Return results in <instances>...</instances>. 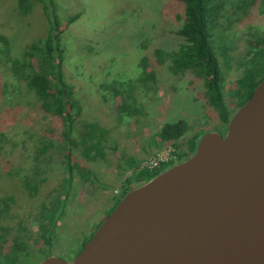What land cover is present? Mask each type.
<instances>
[{"label": "rangeland", "instance_id": "obj_1", "mask_svg": "<svg viewBox=\"0 0 264 264\" xmlns=\"http://www.w3.org/2000/svg\"><path fill=\"white\" fill-rule=\"evenodd\" d=\"M219 2L211 39L232 116L247 94L244 75H264V0ZM186 14L179 0H35L25 13L18 0H0V261L38 263L47 252L73 259L149 157L225 130L203 79L171 59ZM54 20L55 61L74 99L70 146L61 118L45 113L14 71L36 70L24 52L44 45ZM178 120L188 124L183 136L160 140L162 125ZM15 241L25 246L17 255Z\"/></svg>", "mask_w": 264, "mask_h": 264}, {"label": "water", "instance_id": "obj_2", "mask_svg": "<svg viewBox=\"0 0 264 264\" xmlns=\"http://www.w3.org/2000/svg\"><path fill=\"white\" fill-rule=\"evenodd\" d=\"M36 264H264V78L225 134L132 187L73 259Z\"/></svg>", "mask_w": 264, "mask_h": 264}, {"label": "trees", "instance_id": "obj_3", "mask_svg": "<svg viewBox=\"0 0 264 264\" xmlns=\"http://www.w3.org/2000/svg\"><path fill=\"white\" fill-rule=\"evenodd\" d=\"M34 1L35 0H18L19 11L24 13L27 12ZM179 1L184 3L187 17L182 27L177 31V34L182 37V43L180 44L178 51L171 55V59L173 64L181 71L189 70L203 79L205 93L209 104L216 110L222 122L227 125L231 116L225 111L222 103L220 67L211 39L213 29L220 14V2L219 0ZM58 31L57 22L54 20L52 31L50 32L51 35L46 39L44 45H30L25 50V64L28 63V60L31 58L37 60L35 71L28 75L24 74V72L21 71L22 66L20 65H15L14 71L17 76H25L29 89H31L37 97L38 106H40L45 113H50L61 118L65 129L63 132L64 142L66 145L70 146V144L73 143L70 139V132L74 120V116L71 114L70 110L74 105V99L72 97V89L63 80L59 63L55 61L59 54L57 44ZM263 78L264 75L259 79H253L250 70L244 75L242 83L247 86V94L244 102L251 95L253 88ZM187 129V122L184 120H178L163 124L157 134L160 140L176 141L183 136ZM201 135V133H196L188 140V156L195 151L197 141ZM64 157L65 161H70L69 152L66 153ZM186 158L187 156L183 159ZM173 163L174 162L160 163L153 170H148L146 168L139 169L131 179L133 181L135 180V182H137L135 186H138L153 178L159 172L167 169L173 165ZM27 185L32 188L30 183H27ZM131 188L132 187L126 188L121 196L115 200L113 208ZM113 208H111L108 213H110ZM41 235L45 244L51 246V235L45 231H42ZM13 250L15 255H17L19 251L25 250V246L21 242L15 241L13 243ZM49 255H52V253H45L43 258ZM0 264H19V262L17 257L14 256L8 258L6 261H0Z\"/></svg>", "mask_w": 264, "mask_h": 264}, {"label": "built area", "instance_id": "obj_4", "mask_svg": "<svg viewBox=\"0 0 264 264\" xmlns=\"http://www.w3.org/2000/svg\"><path fill=\"white\" fill-rule=\"evenodd\" d=\"M176 155L173 153L171 148L166 152L156 153L155 155L149 157L140 167V169L146 168L148 170L155 169L160 163H170L173 162Z\"/></svg>", "mask_w": 264, "mask_h": 264}, {"label": "flooded vegetation", "instance_id": "obj_5", "mask_svg": "<svg viewBox=\"0 0 264 264\" xmlns=\"http://www.w3.org/2000/svg\"><path fill=\"white\" fill-rule=\"evenodd\" d=\"M226 131H227V125H226L225 130H224L223 132H221V134H225ZM188 155H189V146H186V148H185L183 151L177 153L175 159L173 160V162H174L173 164H176V163H178V162L184 160L183 158H184L185 156L188 157ZM101 222H102V221H101ZM101 222H100V223H101ZM91 236H92V234H91ZM91 236L89 237V239L91 238ZM89 239H88V240H89ZM84 244H85V243H84ZM84 244H83V246H84ZM82 248H83V247H82ZM82 248H81V249H82ZM79 252H80V251H79Z\"/></svg>", "mask_w": 264, "mask_h": 264}]
</instances>
